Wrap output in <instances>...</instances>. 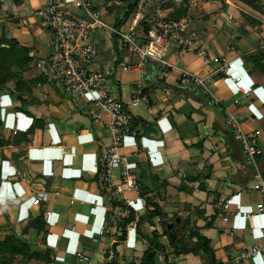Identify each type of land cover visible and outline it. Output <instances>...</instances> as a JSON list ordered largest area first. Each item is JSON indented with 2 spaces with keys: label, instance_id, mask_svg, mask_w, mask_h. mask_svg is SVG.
I'll list each match as a JSON object with an SVG mask.
<instances>
[{
  "label": "crops",
  "instance_id": "0c3cea01",
  "mask_svg": "<svg viewBox=\"0 0 264 264\" xmlns=\"http://www.w3.org/2000/svg\"><path fill=\"white\" fill-rule=\"evenodd\" d=\"M192 1L200 9L193 27L206 39L210 56L232 60L231 76L239 77L240 81L234 84L219 76L208 83L219 107L210 104L212 96L191 85H181L178 80L181 70L199 78L210 74L213 66L205 65L197 56L186 54L181 59L170 56L173 69L166 79L158 78V65L152 61L141 69L126 72L121 69V75L114 67L116 77L119 76L115 90L124 103L138 96L148 100L147 105L132 108L131 133L120 152L138 175L139 185L147 187V197L152 198L164 215L173 218L180 213L174 199L189 203L190 210L193 205L198 207L192 224L209 240L213 254L210 261L204 254L171 255L165 249L166 259L158 253L156 264H264V219L245 217L264 201V195L252 189L253 171L245 164L222 109L241 117L243 132H259L260 155L256 161L264 178V85L261 84L264 75L257 72V77L243 81L234 71L235 59L241 56L238 55L240 38L256 29L262 37L254 46H258L264 59V17L243 0H221L227 5L225 13L215 11L213 5L217 6L218 0ZM43 4V0H0V36L8 38L4 30L13 34L25 31V19L31 14L35 16ZM107 36L106 32L98 34L100 55L95 68L103 67L110 72L112 63L104 56L112 45ZM12 39L24 45L15 35ZM249 45L245 44L246 51L251 49ZM47 51L41 48L37 54ZM117 53L123 62L127 59L123 66H135L136 59L131 54L119 49ZM23 76L32 84L29 95L14 93L7 97L0 92V142L5 144L0 147V264H129L132 261L139 264L148 247L146 237L157 230L159 218L138 222L139 234L137 228L125 223L129 216L125 217L123 210L109 208L98 187L95 174L101 149L111 144L105 125L108 117L104 115V121L97 122L82 100L68 101L55 84L41 82L33 70ZM243 89L249 95L242 93ZM19 108L38 119L36 129L26 137L24 133L33 118ZM145 148L155 156L153 163L148 162ZM187 176L197 181L188 182ZM182 184L187 192L180 191ZM170 188L177 190L172 199ZM38 197L41 201L35 206L32 203ZM125 197L132 200L133 216L136 212L141 218L153 210L145 202L147 197L136 200L132 192L125 193ZM221 199L229 211L227 222L219 214ZM88 202L92 206L85 208ZM69 214L74 222L66 226ZM117 215L125 217L122 222L116 221ZM182 216L185 217H176L182 219ZM167 217V223H171L172 219L168 221ZM131 228L133 241L129 239ZM76 232L75 239H64ZM165 238H159L162 245ZM76 239L78 247L70 258L64 250ZM194 242L196 239L192 238L188 246L192 247ZM12 244L18 254L8 251ZM254 246L259 253L243 259Z\"/></svg>",
  "mask_w": 264,
  "mask_h": 264
},
{
  "label": "built area",
  "instance_id": "2783aa9c",
  "mask_svg": "<svg viewBox=\"0 0 264 264\" xmlns=\"http://www.w3.org/2000/svg\"><path fill=\"white\" fill-rule=\"evenodd\" d=\"M180 1L137 0L134 9L122 23L126 27L124 29H111L102 20L99 10L91 0H43V6L35 11L38 22L51 32L52 45L45 54L39 55L32 66L33 71L46 82L55 84L68 98L82 100L90 107L88 113L97 122L104 121V115L108 117L105 125L111 136V144L101 149L95 174L96 183L109 208L112 211L123 210L125 217L130 216L133 211L132 200L126 198L125 193L132 192L136 200H140L142 196L139 177L120 151L125 138L131 133L132 108L147 105L148 100L144 96H138L129 103H124L114 91V86L117 87L115 68L110 72L106 70L107 75L95 68V62L100 55L98 34L112 33L113 48L128 51L136 59L135 66L124 65L122 72L141 69L148 61H152L158 65V78L166 79L173 69L170 56L181 59L186 54H191L201 58L205 65L213 66L206 78H199L189 71L181 70L178 80L181 85H191L193 89H200L212 96L210 104L214 106L220 107V104L210 93L209 82L219 76L234 84L240 81L239 77L231 76L234 68L232 60L222 56H210L206 39L196 32L190 18H173V10L168 4ZM109 36L108 34L107 38ZM241 91L249 95L248 90ZM222 109L225 123L240 146L245 164L253 171L252 189L264 195V178L256 161L260 155L259 132H243L240 127L241 117ZM145 152L148 162L153 163L155 156L149 153L148 148H145ZM116 170L118 174H115ZM40 201V197L35 198L32 204L37 206ZM223 201H219V214L221 220L227 222L229 211ZM125 217L117 215L116 221L120 223ZM245 217L264 219V201L258 203L256 210L247 212ZM139 218V214L135 212L129 224L137 228ZM106 230L108 233L109 228ZM262 233L264 234V230ZM258 253V247L254 246L242 258H253Z\"/></svg>",
  "mask_w": 264,
  "mask_h": 264
},
{
  "label": "rangeland",
  "instance_id": "374dc122",
  "mask_svg": "<svg viewBox=\"0 0 264 264\" xmlns=\"http://www.w3.org/2000/svg\"><path fill=\"white\" fill-rule=\"evenodd\" d=\"M91 1L95 4L97 9L99 10L102 20L111 29H120V28L124 29V28H126L124 26V24H122V23H123L124 19L126 18V15L129 14V6L132 3V0H110L111 1L110 3H107L108 0H91ZM205 1H211V0H205ZM196 3L197 2H195V1L193 2L192 0H189V9L187 11L186 17L190 18L192 23L195 20L194 17L200 11L198 6H196L197 5ZM244 3L246 4V2H244ZM258 3L260 5H262V7H264V0H258ZM213 6L215 8V11H217V10H220L221 12L224 11L223 13H225V8L227 7V5L224 4V1H221V0H218L217 6H216V4ZM253 7H255V6H253ZM253 7H251V8L254 9ZM208 10H210V9H208ZM201 12L204 13L205 11H203L201 8ZM230 12H232V11H230ZM203 13H200L201 15L200 14L199 15L203 16ZM12 26L15 27V22H12ZM24 27L26 28V30L21 31V32L19 31L18 34H13V32L10 30H9V32H8V30H4V31L7 34V37H8L7 39L10 40L15 35L16 39H19L20 41H22L24 43V45H20V46L25 47L26 49H28V51H30V53L34 54L33 56L30 57V63H29V69H30V71H32L33 70L32 66L36 62L37 58L39 57V55L37 54L38 51H40L41 48L49 49L51 47V45H52V34L48 29L43 27L38 22V18L36 16H34L33 14H31V16H29L27 19H25ZM108 34L110 35L108 37L110 40L108 39L107 41H108L109 45H111V39L113 38V34L109 33V32H108ZM261 37L262 36L260 35L259 31L256 29V30H254L253 33L245 34L240 38V41H242V42H240L241 47H240V52L238 55H241V56L238 57L237 59H235L236 68L234 71L237 74L241 75L240 77L243 78V81H245L247 78L249 79V77H250V79H251V77H257L258 76L257 72H260L259 70H256L253 63L250 62V58H251V61L256 62V63H258V61H259L260 65H264V62H263L264 59H261L262 57H260L258 49H257L258 46H254V44L259 43ZM245 44H250L249 46L251 49L249 51L248 50L246 51ZM111 46H110V49H108L104 52L105 59H108L112 63V66L117 69V74L121 75V68L123 66V63L126 62L127 59L123 62L117 53L118 48L117 47L113 48V46L112 47ZM13 49L14 48H11V50H13ZM126 52H127V54L129 53L128 51H126ZM128 55H130V53ZM256 59H257V61H256ZM98 70L102 71L103 73H105L107 75V71L103 67L98 69ZM249 71H251V72L255 71V72L252 74V73H249ZM118 75H117V77H119ZM40 80H41V82L46 81L42 77L40 78ZM108 82L110 83V85H112L111 81L108 80ZM261 84L264 85V82H261ZM259 85H260V83H259ZM253 87H256V86H253ZM115 89H116V87H114V91H116ZM6 95H7V97H9V95L7 93H6ZM69 100H71V99L68 98V101ZM74 101H76V100H74ZM78 101L81 102V100H78ZM84 108H87V107H84ZM115 174H118L117 170L115 171ZM170 189H171V192H169V194L171 195V199H172L173 197H175V195H176L175 193H177V190L172 189V188H170ZM101 196L99 198L103 199ZM174 200L177 201L175 203L176 204L178 203L177 209L180 212L179 214H177V216L185 215V217H186L185 218L184 216H182L183 220L181 219V222H180V224L181 223H184V225L186 224L184 232L182 231L183 232L182 236L190 237L189 233L194 231L195 226H193L192 222H195L196 216L194 215V213L197 212L198 207H194V205H193L192 210H187V208H186L187 203H182L176 199H174ZM88 204H89V202H88ZM91 206H92V204H89V206H86L85 208H90ZM113 219H115V218H113ZM152 219L157 220L158 217L154 216V217H152ZM167 219L169 221L172 218L170 216V217H167ZM172 220L174 221L175 219H172ZM72 222H74V217L73 218L70 217V214H69V217H66L64 224L66 226H69ZM157 231L160 233L162 232V229L160 228V226H157ZM55 234H56V232H55ZM77 234H78V232H76L74 235H70L68 237H65L64 239H66V240L67 239L69 240L71 238L75 239ZM133 234H134V231L131 228L129 230V237H130L129 239L131 241H133V236H134ZM189 239L190 238H188L187 242H191ZM77 242H78V240L76 239L74 242L69 244L66 247V249L64 250L65 254L68 255L70 258H73L75 255V252H76L77 247H78ZM179 242H180V240H179ZM163 246L165 249L169 250V253L171 255H174L173 249L171 248L167 237L165 238V242H164ZM171 249H172V251H171ZM176 259H178V258H176Z\"/></svg>",
  "mask_w": 264,
  "mask_h": 264
},
{
  "label": "trees",
  "instance_id": "16d2710c",
  "mask_svg": "<svg viewBox=\"0 0 264 264\" xmlns=\"http://www.w3.org/2000/svg\"><path fill=\"white\" fill-rule=\"evenodd\" d=\"M205 1V0H204ZM246 2V5L249 7H253L260 15L264 17V7L258 3V0H243ZM111 1L108 0L107 3H110ZM137 0H132V3L129 6V13L134 9L135 4ZM169 8L173 10V18L179 19L182 17H185L187 15V11L189 9V0H181L179 3L171 2L168 4ZM128 15H126L127 17ZM245 18H249L248 16H245ZM255 23V25L259 24L260 22L254 19H251ZM11 48H14L11 50ZM30 51L26 49L23 46H20L15 40L13 39H7L5 35L0 36V92L8 93V95L12 96L14 93H19L20 96L29 95L31 92L30 87L32 84L29 81H26L23 74L27 71H29V63H30ZM258 59V58H257ZM256 59V61H257ZM253 63L256 70H259L262 75H264V65H260L259 61L258 63L251 61ZM18 97L21 99L22 97ZM22 104L24 103V100H21ZM20 111L24 112V109L19 108ZM26 115H29L33 118V123L30 126L29 130L24 133V137H26L29 133L33 132L34 129H36V123L38 122V119L33 117V115L29 111L24 112ZM5 146L3 142H0V147ZM186 180L188 182H195L197 181L196 178L192 176H187ZM140 194L143 197H147V194H149V191L147 187L142 184L139 185ZM180 191H186L185 184H182L180 186ZM187 192V191H186ZM146 195V196H145ZM145 202L148 205H151L153 207V210L149 212L148 214L142 216L139 218V224L143 221V219L148 218L152 219V217L157 216L159 218L158 220V226L162 229V232L159 233L157 230L153 231L151 233V237H146V240L148 242V247L144 250V253L141 257V260L139 264H156L155 263V257L156 254L160 253L163 255L166 259V251L164 246L159 242V238L162 236L167 237L168 242L171 246L174 253L177 255H188V254H204L206 255L210 261H213V254L210 249V243L209 240L199 233L200 228H194V231L189 233V240L191 241L192 238L196 239V242L193 243L192 247L188 246V244H185L186 246L185 250L179 249L176 250L175 247L179 243L177 242L172 243L171 240L168 237V231L165 230V224L166 221V215L163 214L160 207L152 202V198L147 197L145 198ZM177 215L172 216L176 217ZM133 219V211H131L129 218H127L125 223H129L130 220ZM129 221V222H128ZM137 232L140 234V230L137 228ZM19 244L24 246V242L19 241ZM15 246H12L8 248V251H10L13 255L18 254V250L13 249ZM0 251H2L0 249ZM2 260H0L1 262ZM129 264H136L135 261L130 262Z\"/></svg>",
  "mask_w": 264,
  "mask_h": 264
},
{
  "label": "water",
  "instance_id": "95a60500",
  "mask_svg": "<svg viewBox=\"0 0 264 264\" xmlns=\"http://www.w3.org/2000/svg\"><path fill=\"white\" fill-rule=\"evenodd\" d=\"M186 208H187V210H190V204L189 203L186 204ZM180 222H181V218L176 217L174 222L166 223L164 225L165 230L168 231V237L172 243H174L178 237L177 231L174 230V226H175V224H180ZM186 244H188V243H186ZM189 245H191V244H189ZM175 249L178 250V246H176Z\"/></svg>",
  "mask_w": 264,
  "mask_h": 264
},
{
  "label": "flooded vegetation",
  "instance_id": "af4514ba",
  "mask_svg": "<svg viewBox=\"0 0 264 264\" xmlns=\"http://www.w3.org/2000/svg\"><path fill=\"white\" fill-rule=\"evenodd\" d=\"M174 219H175V218H174ZM171 222H174V221L171 220ZM187 223H188V222H187ZM184 229H185V225H184V223H181V224H175V226H174V230L177 231V235H178V237H177V239H176L175 242H177V240H178V241L180 240V242L177 244V246H178L179 249H182V248H183V250H185L186 246H184V245H185V243L187 242V240H188V238H189V237H187V236H182V235H183V232H184ZM182 231H183V232H182ZM173 250H174V249H173Z\"/></svg>",
  "mask_w": 264,
  "mask_h": 264
}]
</instances>
